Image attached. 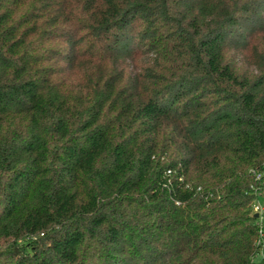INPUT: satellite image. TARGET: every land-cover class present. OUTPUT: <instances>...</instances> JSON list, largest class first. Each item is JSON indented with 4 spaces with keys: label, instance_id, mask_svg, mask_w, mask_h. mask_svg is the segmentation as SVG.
I'll list each match as a JSON object with an SVG mask.
<instances>
[{
    "label": "trees",
    "instance_id": "16d2710c",
    "mask_svg": "<svg viewBox=\"0 0 264 264\" xmlns=\"http://www.w3.org/2000/svg\"><path fill=\"white\" fill-rule=\"evenodd\" d=\"M264 0H0V264H264Z\"/></svg>",
    "mask_w": 264,
    "mask_h": 264
},
{
    "label": "built area",
    "instance_id": "2783aa9c",
    "mask_svg": "<svg viewBox=\"0 0 264 264\" xmlns=\"http://www.w3.org/2000/svg\"><path fill=\"white\" fill-rule=\"evenodd\" d=\"M255 179L258 180V181H260V184H261V192H260L259 195H264V174H262V175L259 174V173L255 174ZM252 212L254 214H257L258 217L261 216V214H262V208H261V206L257 202L253 205ZM258 223L261 226L260 222H258Z\"/></svg>",
    "mask_w": 264,
    "mask_h": 264
},
{
    "label": "crops",
    "instance_id": "0c3cea01",
    "mask_svg": "<svg viewBox=\"0 0 264 264\" xmlns=\"http://www.w3.org/2000/svg\"><path fill=\"white\" fill-rule=\"evenodd\" d=\"M257 203L262 208V214H261V216H259V222H260L261 226L264 227V195L258 196Z\"/></svg>",
    "mask_w": 264,
    "mask_h": 264
},
{
    "label": "water",
    "instance_id": "95a60500",
    "mask_svg": "<svg viewBox=\"0 0 264 264\" xmlns=\"http://www.w3.org/2000/svg\"><path fill=\"white\" fill-rule=\"evenodd\" d=\"M253 217H254L255 219H257V218H258V215H257V214H254Z\"/></svg>",
    "mask_w": 264,
    "mask_h": 264
}]
</instances>
